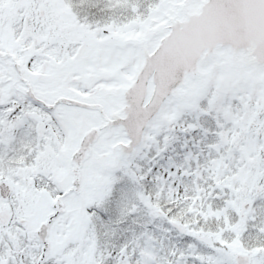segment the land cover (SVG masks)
Instances as JSON below:
<instances>
[{
    "label": "snow or ice",
    "instance_id": "obj_1",
    "mask_svg": "<svg viewBox=\"0 0 264 264\" xmlns=\"http://www.w3.org/2000/svg\"><path fill=\"white\" fill-rule=\"evenodd\" d=\"M0 264H264V0H0Z\"/></svg>",
    "mask_w": 264,
    "mask_h": 264
}]
</instances>
